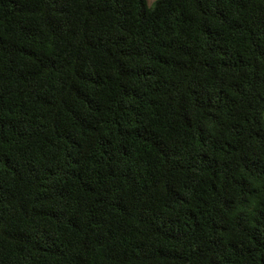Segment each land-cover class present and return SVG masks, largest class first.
Segmentation results:
<instances>
[{
  "label": "trees",
  "instance_id": "1",
  "mask_svg": "<svg viewBox=\"0 0 264 264\" xmlns=\"http://www.w3.org/2000/svg\"><path fill=\"white\" fill-rule=\"evenodd\" d=\"M0 264H264V0H0Z\"/></svg>",
  "mask_w": 264,
  "mask_h": 264
},
{
  "label": "rangeland",
  "instance_id": "2",
  "mask_svg": "<svg viewBox=\"0 0 264 264\" xmlns=\"http://www.w3.org/2000/svg\"><path fill=\"white\" fill-rule=\"evenodd\" d=\"M155 0H148V3L151 5Z\"/></svg>",
  "mask_w": 264,
  "mask_h": 264
}]
</instances>
